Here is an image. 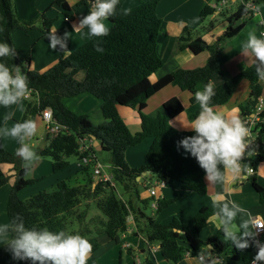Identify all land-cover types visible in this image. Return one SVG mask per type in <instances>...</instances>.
<instances>
[{"label": "trees", "instance_id": "1", "mask_svg": "<svg viewBox=\"0 0 264 264\" xmlns=\"http://www.w3.org/2000/svg\"><path fill=\"white\" fill-rule=\"evenodd\" d=\"M162 0H141L133 7L125 8L123 0L118 6L117 15L109 18L110 33L102 40L104 53H97L92 38L69 55L62 53L59 61L45 72L28 68L18 54L12 60L5 58L11 65L20 66L28 77L29 89L33 100L29 101L23 116L18 122L35 119L46 108H51L54 119L60 126L57 133H47L48 144L36 147L38 157H50L52 170L58 172L67 168L71 156L81 160L86 156L97 157L98 150L94 144L88 150H82L84 137H95L102 145V152L109 153L106 164L111 168L112 180L94 179L91 168L94 162L83 165L81 172L85 174L84 182L73 185L68 180L59 181L52 191L42 190L27 200L20 197L22 189L38 181L25 175V163L16 152L0 146V164H13L15 182L8 201L7 214L10 223L23 219L29 228H47L51 231L69 230V218L78 216L76 209L83 200H96V203L107 220L100 217L98 232L107 234L115 242L122 244V238L129 230L128 217L133 216L135 223L147 238L148 243H159L166 260L173 264L182 261L187 251L198 256L208 249L217 256L226 253L232 260H242L250 264L257 249L253 238H248L249 247L240 250L224 239L219 230L207 240L201 237V231L209 219L214 216L212 206H203L195 215L194 224L182 223L174 218L170 223L157 222L154 216L146 214L149 199L142 197L141 189H148L152 180L161 181L173 179L182 184V192L172 199H160L156 209L161 211L188 192L207 193L206 173L197 160L179 146L185 137L194 135L192 130L180 129L172 125L171 119L185 111L184 104L174 96L164 103L166 113L160 112L156 117L146 113L148 100L163 88L177 85L190 92L191 103H196L194 94L211 84L215 95L211 105L223 104L233 93L241 79L250 81V97L257 102L262 96V88L254 71V63L232 77L223 76V81L215 85V74H221L220 59L223 55L222 43L233 38L244 27V22L237 25L246 14L253 15L241 2L237 11L228 18L229 26L215 43L209 44L202 37L191 39L192 31L186 26L180 41L187 42V47L194 54L209 52V58L204 66L186 69L178 68L170 74L152 82L151 75L161 68L164 60L159 53V36L161 34L162 18L158 13V5ZM221 1V0H219ZM247 1V0H246ZM258 5L264 0H253ZM65 11L70 10L67 0H56ZM89 9V0H81ZM216 11L215 7L205 5L201 11L204 19ZM127 13V14H124ZM43 20L44 34L50 33L53 22L44 13L39 15ZM33 21H25L15 8V0H0V42H7L15 48L12 35L15 30L29 32L35 28ZM16 50V49H15ZM17 53V52H16ZM85 70L83 80H78L76 74ZM89 92L102 99V112L105 121L94 124L86 114H78L69 108L63 98L77 96ZM128 106L137 109L141 117V130L133 133L121 116L118 106ZM200 108L190 115L195 119ZM243 121L250 113L241 107ZM261 119L252 126L255 136V155L244 158L254 172L250 174L251 181L264 204V186L258 182L257 170L264 162V111ZM151 138L152 143L147 153V162L140 166H131L127 160L129 148L137 146L145 139ZM146 173V174H144ZM150 175V176H149ZM9 177H0V188L8 182ZM123 187L127 198L118 194L116 185ZM98 226V227H99ZM79 234L92 244V252L96 251L100 242L96 237H89L90 230L70 231ZM138 233V231H135ZM8 252L6 246L0 250V259ZM91 252V253H92ZM25 264H30L25 261ZM145 264H152L146 260Z\"/></svg>", "mask_w": 264, "mask_h": 264}, {"label": "crops", "instance_id": "2", "mask_svg": "<svg viewBox=\"0 0 264 264\" xmlns=\"http://www.w3.org/2000/svg\"><path fill=\"white\" fill-rule=\"evenodd\" d=\"M139 1L123 0V6L130 8L135 6ZM67 2L70 5V10H66L69 17L66 14L64 15L65 11L63 7L56 3V0H15V8L23 20L33 21L44 13L49 19L53 20L50 26V33H56L58 36L68 33L70 38L67 41L66 48L54 50L49 45V34L43 33L40 27L41 24H38L29 32L15 30L12 38L15 43L16 52L24 60L28 68L41 73L45 72L59 61L62 53L69 55L92 39L82 34L87 32L86 28L73 30L74 25H78L81 17L86 15L90 9L85 4H81V0H67ZM207 4L215 7L216 11L212 15L202 19L200 11ZM240 4L241 0H228L225 4H222L219 0H162L158 5V13L163 21L158 49L164 60V64L151 75V81L156 82L178 68L193 69L204 66L209 58V52L204 51L200 54H194L189 48H183L187 43L185 39L184 41L179 40L184 33L185 27L187 26L192 31L191 39L202 37L207 43L213 44L227 30L229 26L228 18L237 11ZM262 19H264V2L256 5V11L253 15L251 13L246 14L237 22L236 26L244 22V27L233 38L222 43L223 55L220 59L221 74L217 73L214 75L213 84H220L223 81V76L232 77L255 62V58L250 52L247 55L244 54L243 46L250 32L255 31L257 36L261 37L260 30L264 28V23L261 22ZM105 23L109 28L112 25L109 20ZM162 53H167V55H162ZM85 75L86 71L81 69L76 74V78L81 81L85 78ZM259 84L263 92L262 97L264 98V81H259ZM250 93V81L243 78L223 104L213 106L214 110L223 112L228 116H237L243 121L241 107H245L249 112H253L256 108L257 102L251 99ZM174 96L178 97L184 104L185 111L179 116L172 118L171 123L177 128L190 130L184 128L182 124L185 127L190 125V122L194 120L190 118V115L199 109V105L191 103L190 92L181 89L177 85H169L151 97L148 100L145 111L152 117H156L160 112L166 113L164 103ZM29 100H33V96L25 97L20 103L10 108L0 107V126L11 128L14 123L18 122L25 113ZM63 102L76 113L88 115L94 124H100L105 121L102 112V99L89 92L72 97L66 96L63 98ZM118 110L131 132L136 133L141 130V117L137 109L119 105ZM9 113H11V119L5 121L4 117ZM35 123L37 125V133L27 143L29 142L31 148L36 152V147H44L48 144V139L46 138L48 131L46 122L41 115L36 117ZM81 142L83 149H87L91 144H94V139L93 137L86 136ZM151 143L152 139L147 138L137 146L128 149L126 156L131 166H140L147 162V153ZM19 145L18 141L10 137L0 138V146L12 152H17ZM248 150L255 152V145L251 144L246 152ZM245 158H247V155H245ZM42 159L43 157H39L33 163V166L35 164H43ZM242 162V169L246 168L247 171L244 172L242 170L238 178H233L231 173L228 174V192H223L219 186L209 184V181L205 178L207 183V193L205 195L197 192H188L175 201L179 202V204L173 206L174 202L167 208L162 209L159 219L155 218L156 221L167 224L174 218H177L182 223L193 225L196 213L205 205L212 206L213 200L217 195H221L224 199L230 198L236 201L249 211L252 219L254 217L264 219V204H261L259 195L248 173L251 165L244 162V159ZM33 166L31 167L33 168ZM104 166L109 167L108 164ZM81 168L80 159L77 156V161L75 163L70 162L69 166L64 170L58 172L52 170L54 175L51 176L53 179L51 183L49 182L50 186L44 185L36 192H27L30 190L27 186L21 190L20 197L23 200H27L39 191H52L56 188L57 183L62 180H68L73 185L83 183L85 174L81 172ZM15 173L13 164H0V177H9L8 182L0 188V223L10 224L7 214V201L16 179ZM91 173L97 181L98 178L94 175L93 168H91ZM32 179L40 180L36 177ZM257 179L264 186V162L260 164L257 170ZM182 191V184L179 181L169 179L166 180L164 187L158 189V197L159 199H172ZM141 195L145 198H152L150 192L146 190ZM87 219L83 220V224L87 222ZM128 223L129 230L123 235L122 244L115 242L107 234L98 232L93 227L88 228L87 231H91L89 234L94 232V235H90V237H96L100 242V246L96 251L90 253L87 264H145L146 260L151 261L152 264H173L163 256L159 243L147 242V238L139 231V227L132 215L128 217ZM73 230L79 231L81 229ZM219 230L217 217L214 215L201 231V237L204 239V236H207L204 239L207 240ZM135 231H138V233ZM3 246L4 244L0 243V249ZM209 248L210 246L207 250L200 253V255L205 256L207 262L200 260L198 256L186 255L182 261L176 264H246L242 260L236 261L230 259L226 253L219 257L213 254ZM29 262L31 264V261ZM0 264H25V261L14 260L10 252H8L0 260Z\"/></svg>", "mask_w": 264, "mask_h": 264}, {"label": "clouds", "instance_id": "3", "mask_svg": "<svg viewBox=\"0 0 264 264\" xmlns=\"http://www.w3.org/2000/svg\"><path fill=\"white\" fill-rule=\"evenodd\" d=\"M91 7L81 17L73 30L87 29L86 35L94 41L95 51L104 53L102 40L110 33L105 23L117 15L121 0H89ZM127 14V13H124ZM264 23V19L261 20ZM3 29L0 28V31ZM68 33L58 36L49 33L48 41L52 49L67 47ZM244 54L249 52L255 58L254 71L258 81H264V37H258L255 31L250 32L243 46ZM16 50L7 42H0V107L10 108L20 103L29 93L27 75L20 66L9 65L5 58L12 60ZM215 91L211 84L194 94L195 102L200 111L190 125L194 135L185 137L179 142L186 153L194 157L200 167L205 170L209 184L219 186L223 192L229 191L228 174L238 178L245 155H255L248 150L251 145V128L237 116H228L214 110L211 105ZM11 119V113L4 117ZM37 133V125L32 120L16 122L11 128L0 126V138L10 137L19 142L16 155L25 163V175L31 172V165L38 160L37 153L27 143ZM245 178H247L245 176ZM214 215L217 225L224 234V239L240 250L249 247L248 238H255L256 224L247 209L232 199H224L217 195L213 200ZM0 243L4 244L16 261H31V264H87L92 252V244L79 234L68 230L51 231L47 228H29L23 219L16 218L10 224L0 223ZM259 251L256 262L264 261V244L257 242Z\"/></svg>", "mask_w": 264, "mask_h": 264}, {"label": "rangeland", "instance_id": "4", "mask_svg": "<svg viewBox=\"0 0 264 264\" xmlns=\"http://www.w3.org/2000/svg\"><path fill=\"white\" fill-rule=\"evenodd\" d=\"M233 4H235V3H233ZM234 9H236V8L234 7ZM64 15H65V12H64ZM42 21L43 20L41 19V17L40 18H36V19L33 20L34 25L37 26L38 24H41V26H40L41 28L43 26V22ZM162 55H167V53H162ZM28 144L31 147V144L29 142H28ZM19 147H20V145H19ZM108 157H109V153L106 152V151H103L101 153L98 152V154H97V158L102 163H104V165L106 164L105 163L106 162V158H108ZM42 161H43V164H37V165L35 164L34 166H33V164L31 165V166H33V168L31 167L32 170H31L30 174L28 175V178H31L32 179L33 177H36V178H39L40 180H38V183L35 182L34 184L28 186L27 188L30 189V190H28L27 192H36L37 190H39V188H42L44 185L50 186L49 185V182L50 183L52 182V179L53 178L51 176L54 175V172L52 171V166L50 167V165H52V159L50 157H43ZM69 161L71 163H75L77 161V156H71L69 158ZM45 165L47 167L46 170H45ZM110 169H111L110 167H105L106 172H109L110 173L111 172ZM155 181H152V183H154ZM149 188H150V185H149L148 189ZM116 189H117L118 194H120L121 197H123L125 199L127 198V195L124 192L123 187L121 185L117 184L116 185ZM148 189L142 188L141 189V193H144L145 190L149 192ZM25 196H27V195H25ZM153 198L154 197H152V198L149 199V205L146 208L145 212H146V214H148L150 216H154L156 219L157 218L159 219L161 212L160 211H157L156 209L152 208V206H151L152 201H153ZM82 202H83V204L80 205V206H78L77 209H76V213H78V216H73V217L69 218V230L70 231H74L73 229H81V230H84V229H88L90 227H93V229H97V230L100 229V226H99V218L102 217L105 220H107V217L103 214V212L98 207V205L96 203V200H94V199H92V200H86V201L83 200ZM177 204H179V202H175L173 204V206L174 205H177ZM167 207H165V208H167ZM165 208H163V209H165ZM86 218H88L87 219V222H85L83 224V220H85ZM90 235L93 236L94 235V232L92 234H89V237H90ZM205 237H207V236H204V239H206ZM262 242L264 244V235L262 236ZM7 253L5 255H7Z\"/></svg>", "mask_w": 264, "mask_h": 264}, {"label": "built area", "instance_id": "5", "mask_svg": "<svg viewBox=\"0 0 264 264\" xmlns=\"http://www.w3.org/2000/svg\"><path fill=\"white\" fill-rule=\"evenodd\" d=\"M228 0H221L222 4H225ZM242 3L245 4V6L248 8L249 11H256V4L253 2V0H241ZM260 35L261 37H264V28L260 30ZM31 97V91H29V93L26 96ZM264 111V98L262 96L259 97L257 103H256V108L255 110L251 113L250 116L246 117L244 122L251 128V144L255 145V134L252 132V126L255 124L256 121L260 120L261 117V113ZM41 116L44 118L45 122H46V128L48 133H57L60 130V126L57 124L56 120L54 119L53 116V112L51 108H46L42 111ZM81 149L84 150H88L87 149H83V144ZM245 158V157H244ZM91 162H94V166H93V173L95 176H97V178L100 180H112L113 176L109 173L106 172V170L104 169L105 166L104 164L95 156H86L84 158H82L80 160L81 166L83 165H87ZM254 172L253 167L251 166L248 169V173L249 175L252 174ZM166 184V181L161 180V181H155L154 183L149 182L150 188L148 189L150 192V195L153 198L152 201V208L157 209L159 206V197H158V189L164 187ZM253 221L256 224L257 229L255 230L257 235L255 236V238H253L255 245H256V255L259 251V247L257 246V242H259L260 244H263L262 242V236L264 235V219L263 218H259V217H254ZM186 255H191L190 251H187ZM255 255V257H256ZM255 257L251 260L250 264H254L255 261ZM198 258L202 261L207 262L206 258L204 255H198ZM256 264H264V261L261 262H256Z\"/></svg>", "mask_w": 264, "mask_h": 264}, {"label": "water", "instance_id": "6", "mask_svg": "<svg viewBox=\"0 0 264 264\" xmlns=\"http://www.w3.org/2000/svg\"><path fill=\"white\" fill-rule=\"evenodd\" d=\"M94 139V145L96 146V149L99 151V153L102 152V145L99 143V141L93 136ZM146 174V173H144Z\"/></svg>", "mask_w": 264, "mask_h": 264}]
</instances>
